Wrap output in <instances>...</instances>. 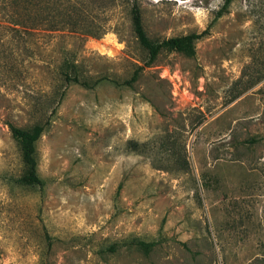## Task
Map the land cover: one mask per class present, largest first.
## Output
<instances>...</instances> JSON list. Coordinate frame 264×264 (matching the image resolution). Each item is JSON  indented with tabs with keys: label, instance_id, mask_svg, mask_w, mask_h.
Instances as JSON below:
<instances>
[{
	"label": "rangeland",
	"instance_id": "obj_1",
	"mask_svg": "<svg viewBox=\"0 0 264 264\" xmlns=\"http://www.w3.org/2000/svg\"><path fill=\"white\" fill-rule=\"evenodd\" d=\"M16 1L0 0V264H264V0L221 16L226 0H137L153 41L208 32L151 64L131 0H30L24 26ZM10 125L44 127L39 186Z\"/></svg>",
	"mask_w": 264,
	"mask_h": 264
},
{
	"label": "trees",
	"instance_id": "obj_2",
	"mask_svg": "<svg viewBox=\"0 0 264 264\" xmlns=\"http://www.w3.org/2000/svg\"><path fill=\"white\" fill-rule=\"evenodd\" d=\"M230 1L231 0L225 1L222 9L217 13L218 16H221L226 11L228 5L230 4ZM38 2L41 3L42 1L38 0ZM16 4L23 5L22 12L18 13L19 21L17 22V24L20 26H24V24L29 22L31 19L28 7L29 5H31V2L30 0H18L16 1ZM69 9L70 8L67 7V10ZM36 12V15L34 14L32 16V19L34 20L35 16L37 22H42L44 17L42 8H39V10H36ZM129 15L134 35L139 45L147 52L149 64L153 63L162 52H176L186 57L195 56L196 42L208 33L207 30H205L199 34L192 33L184 36L164 39L162 41H153L147 36L144 30L141 11L138 7L137 0H131ZM23 19L27 22L22 23L21 21ZM64 75L67 80H72L73 82L82 86H93L86 81H81L78 77L70 78L67 76V73H65ZM135 80L136 75H134L129 81H127L126 84H131ZM99 82L100 81H96L95 84ZM9 130L12 139L15 141L19 148L21 161L24 166V174L20 178V182L27 186L41 185L42 181L37 171L38 162L36 157V143L42 135L44 127L42 125H36L30 130H24L16 126L10 125Z\"/></svg>",
	"mask_w": 264,
	"mask_h": 264
}]
</instances>
